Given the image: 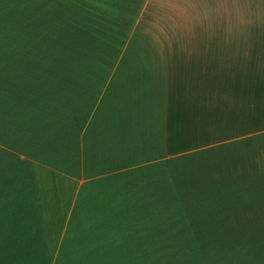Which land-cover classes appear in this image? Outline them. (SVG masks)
<instances>
[{
	"label": "crops",
	"instance_id": "0c3cea01",
	"mask_svg": "<svg viewBox=\"0 0 264 264\" xmlns=\"http://www.w3.org/2000/svg\"><path fill=\"white\" fill-rule=\"evenodd\" d=\"M175 1L187 24L168 0H26L44 35L0 36V264H135L132 214L197 153L211 204L256 217L191 264H264V0Z\"/></svg>",
	"mask_w": 264,
	"mask_h": 264
},
{
	"label": "rangeland",
	"instance_id": "374dc122",
	"mask_svg": "<svg viewBox=\"0 0 264 264\" xmlns=\"http://www.w3.org/2000/svg\"><path fill=\"white\" fill-rule=\"evenodd\" d=\"M24 1L0 0L2 39L9 40L12 35L23 33L44 35L39 31H45L46 21ZM163 14L177 21V24H187V10L175 0L164 3ZM174 29L184 31L185 27L177 26ZM46 44L61 50L59 43L38 42L35 46L38 50H45L41 47ZM13 49L24 50L25 47L15 44ZM204 159L203 153H197L169 161L176 164L175 168L165 163L160 214H132V229L139 231L138 236L142 241L133 242V251L138 248L133 255L135 264H191L198 257L204 259L207 245L211 250L216 246L219 252L226 253V247H230L228 244L237 245L241 237L255 234L254 231L248 233L253 229L256 214L237 213L230 208V211L226 210L221 205L223 197L218 198L219 206L211 204L212 189L206 191ZM239 193L241 197L256 195V192L238 190L235 186L229 189L230 196ZM235 204L239 203L229 201V207H235ZM256 234L259 233L256 231Z\"/></svg>",
	"mask_w": 264,
	"mask_h": 264
}]
</instances>
